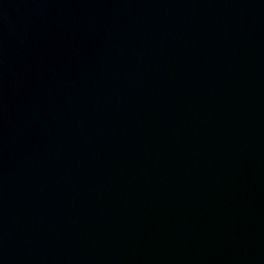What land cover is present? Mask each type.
<instances>
[{
  "label": "water",
  "instance_id": "95a60500",
  "mask_svg": "<svg viewBox=\"0 0 264 264\" xmlns=\"http://www.w3.org/2000/svg\"><path fill=\"white\" fill-rule=\"evenodd\" d=\"M0 264H264V0H0Z\"/></svg>",
  "mask_w": 264,
  "mask_h": 264
}]
</instances>
